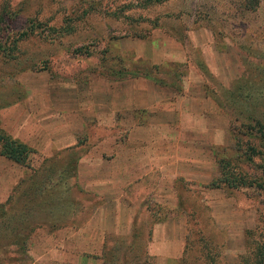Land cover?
<instances>
[{"label": "rangeland", "instance_id": "rangeland-1", "mask_svg": "<svg viewBox=\"0 0 264 264\" xmlns=\"http://www.w3.org/2000/svg\"><path fill=\"white\" fill-rule=\"evenodd\" d=\"M256 1L0 0L12 17L3 39L45 29L0 51V132L31 150L26 166L0 156V264H155L151 229L171 220L186 229L183 264H264ZM64 22L71 34L42 39ZM149 147L164 159L150 177L95 190L107 167L143 171Z\"/></svg>", "mask_w": 264, "mask_h": 264}, {"label": "crops", "instance_id": "crops-1", "mask_svg": "<svg viewBox=\"0 0 264 264\" xmlns=\"http://www.w3.org/2000/svg\"><path fill=\"white\" fill-rule=\"evenodd\" d=\"M131 100L134 104V107H138L136 99L134 98L135 101H133V99L131 98ZM130 146L131 145L124 148L130 150ZM156 149H154V147H149L145 150V154L142 153L139 157V164L143 171H141L139 167H136L137 162L135 163L136 168L127 175L123 173H117V171L114 172L112 170H109V167L104 169L103 172L105 174L103 175L102 182L105 187L95 183L94 188H97L95 190H101L100 194L102 195L104 194V189L116 193V195H120L134 181L150 177L152 171H156L160 169L162 165H164L162 154L161 152H155ZM112 160V162H116V165L120 163V158L118 156H116ZM108 166H110V164ZM110 171L113 174H117L111 177ZM160 180H162V178ZM100 228H102L103 230L106 229L109 232H117L115 231L117 229H114V226L111 224L109 226L103 224ZM115 228H117V226H115ZM185 235L186 229L182 222L176 223L171 220L164 223L154 224L151 229L150 242L148 244L149 253L153 256L155 264H178L183 249Z\"/></svg>", "mask_w": 264, "mask_h": 264}, {"label": "trees", "instance_id": "trees-1", "mask_svg": "<svg viewBox=\"0 0 264 264\" xmlns=\"http://www.w3.org/2000/svg\"><path fill=\"white\" fill-rule=\"evenodd\" d=\"M163 1H165V0H138L137 6L144 8V7L152 6L154 4H157V3H160ZM256 4H257L256 0H241L239 6H240V9H243V10L246 9L249 11H254ZM128 7L129 6L124 7V8H128ZM8 12H9V6L4 4L0 10V51H2L3 54L7 50L6 47L11 46L10 51H15L16 49H18V41H21L23 38H28V37L30 38L32 36L34 37V35H36L37 33L40 34V32L42 30H45V29H42L41 26L37 27V26H33V24H30V26H28L26 28V30L22 31L17 36H15L13 38L10 37L9 39H7V38L3 39L4 38L2 36L3 35V29L7 28L5 26L8 25V22L9 23L11 22V18H12V17L11 18L6 17V15L9 14ZM75 19H77V17H75ZM75 19H71L69 22L73 23L72 21H74ZM75 21H77V20H75ZM79 21H81V20L78 19V22ZM74 30L75 29L73 27H71L70 24L68 25L67 23L64 22L63 25H61L60 27H57V28L47 27V30L45 31L46 33H45V35L42 36V39L47 41V40H51V38H57V37H61V36L63 37V36L71 34ZM7 40L9 41L8 44H7ZM7 51H8V53L10 52L9 50H7ZM72 53L74 55H78V56H89L90 55V52L88 51V49L83 48V47H77V48L73 49ZM239 96H241L240 90H238V92L236 94V98H238ZM239 99L240 98H238V100ZM30 153H31L30 148H28L25 144H23L19 141H16V140L10 138L8 135L0 132V156H2L6 160H9L10 162H13L19 166H26ZM222 182H223V184H225L227 186H238V185H240L234 179L227 178V177L225 178V176L222 178ZM261 250L262 251L264 250V245L261 247ZM208 256L209 255L205 256L207 262L205 261V259H203L206 262L204 264H213V259L212 258L208 259ZM261 263L259 261L255 260V255L251 260L249 259V261H247L246 259L240 258V264H261ZM178 264H183V261L181 258L179 259Z\"/></svg>", "mask_w": 264, "mask_h": 264}]
</instances>
